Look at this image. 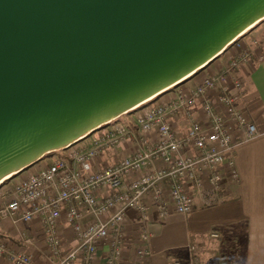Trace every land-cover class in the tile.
<instances>
[{"label": "water", "instance_id": "1", "mask_svg": "<svg viewBox=\"0 0 264 264\" xmlns=\"http://www.w3.org/2000/svg\"><path fill=\"white\" fill-rule=\"evenodd\" d=\"M262 22L264 0H0V187L187 82Z\"/></svg>", "mask_w": 264, "mask_h": 264}, {"label": "built area", "instance_id": "2", "mask_svg": "<svg viewBox=\"0 0 264 264\" xmlns=\"http://www.w3.org/2000/svg\"><path fill=\"white\" fill-rule=\"evenodd\" d=\"M237 47L226 66L191 90L141 108L135 127L142 135L135 153L94 169L106 150L124 146L130 136V124L116 121L89 137L88 146L61 150L64 155L51 163L23 172L27 175L0 206V219L28 225L39 219L51 264H120L127 248L128 214L134 212L138 221L131 247L135 264H148L152 234L147 224L153 213L162 219L172 212L188 215L198 199L206 207L219 204L226 180H240L236 147L261 135L242 106L245 81L239 70L250 64L252 54ZM181 114L188 120L183 134L173 124ZM151 133L157 134L156 140L148 137ZM143 170L139 178L127 181ZM63 223L71 231L70 239L60 229ZM25 241L33 245L31 238ZM5 255L11 264H33L30 250L9 252L0 240V258Z\"/></svg>", "mask_w": 264, "mask_h": 264}, {"label": "crops", "instance_id": "3", "mask_svg": "<svg viewBox=\"0 0 264 264\" xmlns=\"http://www.w3.org/2000/svg\"><path fill=\"white\" fill-rule=\"evenodd\" d=\"M258 31L249 32L250 34L248 33L239 40L240 45L248 46L247 49L252 54L250 64L239 70V74L245 81L242 106L261 134L253 140L240 142L234 151L235 166L240 180L233 182L230 178L227 179L225 189L221 192L222 201L214 206L206 207L198 199L194 211L188 215L172 212L162 219L157 212H154L147 224V229L152 234L150 242L152 257L148 264H172L173 262L179 264H264V49L261 51L257 46H251ZM236 53L237 48H230L203 70L207 72L206 75L200 77L199 74L203 72L201 71L187 82L159 96L150 106L168 102L179 91L191 90L206 77L226 66ZM222 58L226 59L225 62ZM173 124L176 130L183 134L188 127L187 117L181 114L173 121ZM130 132L124 146L104 152L101 159L95 162V170L115 164L125 156L135 153L138 138L142 133L138 128L135 132L132 130ZM148 137L154 141L157 139V134L151 133ZM235 137L239 140L240 133H236ZM84 141L77 144V147L84 146L82 144ZM156 165L162 166V162L157 161ZM145 171L134 173L128 177L127 181L139 178ZM165 187L168 189L169 184ZM4 189L5 186L0 187V206L10 195ZM145 201L149 202V198L147 197ZM89 219V217L86 218V221ZM137 222L136 214L129 212L126 223L127 248L120 264H135L131 247L138 235ZM60 229L68 239L71 238V231L65 223ZM213 234L217 237H212ZM26 238H31L33 245H28ZM0 240L6 243L9 252L30 250L33 255V264H51L48 260V246L39 219L30 225L0 219ZM64 245V249L69 247L68 242ZM192 247L195 248L194 253L190 252ZM0 264H11L7 255L0 258Z\"/></svg>", "mask_w": 264, "mask_h": 264}, {"label": "rangeland", "instance_id": "4", "mask_svg": "<svg viewBox=\"0 0 264 264\" xmlns=\"http://www.w3.org/2000/svg\"><path fill=\"white\" fill-rule=\"evenodd\" d=\"M254 30H259L258 32L259 33H257V37L256 38H254L253 40H252V43H251V46L252 45H255V46H257L258 47V49L259 50H263L264 49V22H262L261 24H259L256 28H254L251 32H253ZM250 32V33H251ZM249 33V34H250ZM238 45H240V43H239V41H238V43L236 44V45H234L233 47L234 48H238L237 46ZM244 46V45H243ZM233 47H231V48H233ZM248 46H244V48H247ZM222 60H223V62H225V60L226 59H223L222 58ZM207 74V72L206 71H203V72H201L200 74H199V76L200 77H203L204 75H206ZM151 104V103H150ZM150 104H148L147 106H150ZM146 107V106H145ZM144 108V107H143ZM141 111V109H138L137 111H134V112H131V113H129V114H125V115H123V116H121L119 119H118V121H120V122H123V123H126V124H130V128H131V130L133 131V132H135L136 131V127H135V124H136V119H137V115L139 114V112ZM91 139V138H90ZM90 139H88V140H86V141H84L82 144L84 145V146H87L88 145V143H89V141H90ZM61 154H63V152L62 151H58V152H55V153H52L51 155H48V156H46V158L45 159H43L42 161H40L38 164H36L34 167H32V168H30V169H28L27 170V172H33L34 170H35V168H37V167H42V166H45V165H47V164H49V163H51L53 160H55V158H57V157H61L62 155ZM28 174V173H27ZM27 174H24L22 177H24V176H26ZM20 180V178H19V176H17V177H15V178H13V179H11V180H9V181H6V183L4 184V185H2V187L3 186H5V191H6V193H8V194H11L12 192H13V190H14V188H15V185L17 184V182ZM0 201H1V190H0Z\"/></svg>", "mask_w": 264, "mask_h": 264}, {"label": "bare ground", "instance_id": "5", "mask_svg": "<svg viewBox=\"0 0 264 264\" xmlns=\"http://www.w3.org/2000/svg\"><path fill=\"white\" fill-rule=\"evenodd\" d=\"M257 25H252L251 27H250V29H248V30H246L245 32H244V35L245 34H247V32H249L250 30H252L253 28H255ZM7 178H9V177H7Z\"/></svg>", "mask_w": 264, "mask_h": 264}, {"label": "trees", "instance_id": "6", "mask_svg": "<svg viewBox=\"0 0 264 264\" xmlns=\"http://www.w3.org/2000/svg\"><path fill=\"white\" fill-rule=\"evenodd\" d=\"M51 155V154H50Z\"/></svg>", "mask_w": 264, "mask_h": 264}]
</instances>
